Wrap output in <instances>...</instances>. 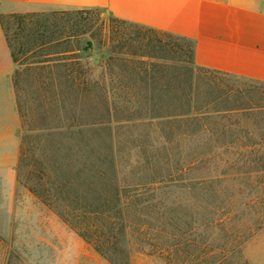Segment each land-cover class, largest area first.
Here are the masks:
<instances>
[{
  "label": "trees",
  "instance_id": "1",
  "mask_svg": "<svg viewBox=\"0 0 264 264\" xmlns=\"http://www.w3.org/2000/svg\"><path fill=\"white\" fill-rule=\"evenodd\" d=\"M45 15L0 17L14 62L32 70L33 83L44 89L42 102L53 106V119H21L25 137L16 174L20 185L110 264H129V254L143 253L145 247L148 255L161 257L167 251L148 235L163 242L169 227L184 236L193 230L191 219L197 220L198 229L211 226L230 233L235 239L227 241L230 248L264 226V219L235 225L234 218H229L234 210L238 208L244 217L256 216L260 204L250 200L234 208L229 199L221 198L231 192L226 180L217 185L210 173L217 147L225 152L246 151L247 160L239 167L243 180L264 171V161L252 159L264 155V82L228 86L211 80L212 84L203 86L200 100L204 101L198 102L199 74H229L195 65L190 39L112 17L143 33L121 37L118 41L125 51L108 49L96 72L78 53L90 51L91 39L81 48L75 41L88 31L63 33L65 27L50 26ZM17 17L24 20L11 36L8 19ZM26 20L24 34L26 27L21 25ZM45 47L56 50L52 57L41 53ZM36 49L40 54L35 61H19L18 55ZM116 66L121 69H112ZM115 82L130 85L120 90ZM84 106L95 110L89 112L92 119H82ZM99 109L106 119L95 118ZM144 122L162 125L164 133L157 126V132H151L160 139L155 137L159 149L115 147L112 126L121 123L119 128L127 133L132 125ZM32 133L40 141L39 156L25 152L24 141ZM191 151L197 155L189 158ZM224 166L227 176L228 161ZM193 172L197 177H191ZM171 195L176 198L171 200ZM170 217L176 220L170 222Z\"/></svg>",
  "mask_w": 264,
  "mask_h": 264
},
{
  "label": "rangeland",
  "instance_id": "2",
  "mask_svg": "<svg viewBox=\"0 0 264 264\" xmlns=\"http://www.w3.org/2000/svg\"><path fill=\"white\" fill-rule=\"evenodd\" d=\"M63 11L52 12L58 13L55 16H51V13L46 14L48 23L50 26H58L60 29L65 27L64 30H61L63 33L88 31L84 35L77 36L75 41L78 42L79 48H81L85 41L91 39L92 47L90 51L78 53L83 55V59H87L90 69H94L96 72L100 70L98 63L105 57L108 49L125 51V49L122 50L123 42L118 41L121 40V37L143 33L141 29L132 25L116 23L102 11L76 14L70 10H65V14H60ZM21 20L24 19L19 17L8 19L9 34L11 36L16 33L17 25ZM23 22L24 24L21 26L26 27L24 32L26 34L27 20ZM115 40L117 41L112 43ZM72 46H76V42L75 44L72 43ZM132 47L133 50H136V45L132 44ZM20 59L21 61H27L29 57ZM112 69L120 70L121 67L116 66ZM103 70H106V68L104 67ZM211 80H213V83L222 80L223 84L228 86H243L244 83L253 81L231 74L226 77L213 73L202 74V76L199 74L197 81L198 102L204 101L203 99L200 100L203 95V86L212 84ZM21 82L23 83L21 95L23 100L29 103L32 93L29 92L25 82L22 80ZM113 85L121 90L123 86L127 87L130 84L121 83V85H118L115 82ZM43 105L45 106V103ZM123 105L119 103V106ZM68 108L70 111L69 105ZM91 108L84 106V112L81 115L84 118L82 119H92L89 112L95 110L93 107ZM26 115H28V112ZM65 115L70 118L67 109ZM95 118L106 119L102 109H99V113ZM33 123L38 124L37 120ZM121 126V123L112 126L114 127L112 134L116 148L127 149L136 146L137 148L144 147V150L148 152L159 149V143L155 141L157 136L151 132H157V126L159 129L162 128V133H164L162 125L160 127L156 122H144L138 126L132 125L127 133H125L126 129L119 128ZM123 133H125V136H123ZM35 135L34 133L27 135L24 148L25 152L32 156L34 154L39 156L40 141L35 138ZM23 137H25L24 134ZM144 141L147 143L149 141V147ZM244 152L246 151L239 148L225 152L223 148L217 147L213 152L210 166V173L215 183L219 185L223 180H226L229 190H231L228 196L221 195L222 199H229L234 208L250 200L260 204L261 210L256 216L244 217L240 214L238 208L234 210L229 218H234V224L237 226H242L243 223L249 225L255 219H264V171L252 173L248 176V179L243 180L244 174L241 172L243 170L239 167H241V161L247 160L248 155H245ZM195 155L197 153L191 151L189 158ZM260 158L264 161V155L252 156L255 161ZM226 161H228L227 176L224 175V162ZM197 173L193 172L190 175L191 177H197ZM25 175L26 173H24ZM117 182L119 183V180ZM175 198V195L170 196L171 200ZM170 220V222H174L176 219L170 217ZM187 221H189V218ZM196 221V219H191L193 230L188 231L184 236L169 227L165 232L166 236L163 242L155 239L153 234L148 235L150 239H154V243L158 245L161 243L163 249L167 252L163 253L161 257L151 256L147 254V248L145 247L143 253L131 252L129 254V264H264V226L248 234L249 238L240 244L237 243L236 246H233L235 247L233 249V247L230 248V244L227 242L234 239L233 237L230 238V233L220 232L211 226L198 229ZM154 224L151 222V225L154 226ZM233 234L239 236L238 233ZM130 242L134 243V239L132 238ZM0 264L110 263L95 251L90 244L80 238L73 229L69 228L52 210L41 204L22 185L17 183L16 188L11 191L8 188L0 187Z\"/></svg>",
  "mask_w": 264,
  "mask_h": 264
},
{
  "label": "crops",
  "instance_id": "3",
  "mask_svg": "<svg viewBox=\"0 0 264 264\" xmlns=\"http://www.w3.org/2000/svg\"><path fill=\"white\" fill-rule=\"evenodd\" d=\"M63 10H100L128 24L185 37L193 41L198 67L264 82V0H0V17ZM42 51L52 57L56 50ZM38 54L36 49L18 57L29 62ZM30 71L14 62L0 22V187L10 191L18 183L21 119H53V106L48 100L43 105L44 89L33 83ZM21 80L32 93L29 103L21 95Z\"/></svg>",
  "mask_w": 264,
  "mask_h": 264
}]
</instances>
